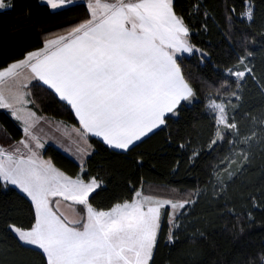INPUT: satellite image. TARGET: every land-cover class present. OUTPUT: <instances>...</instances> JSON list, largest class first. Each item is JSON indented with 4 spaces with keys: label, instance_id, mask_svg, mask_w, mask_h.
I'll list each match as a JSON object with an SVG mask.
<instances>
[{
    "label": "snow or ice",
    "instance_id": "1",
    "mask_svg": "<svg viewBox=\"0 0 264 264\" xmlns=\"http://www.w3.org/2000/svg\"><path fill=\"white\" fill-rule=\"evenodd\" d=\"M43 7L53 15L79 7L84 13L61 25L55 38L44 39L53 32L46 29L35 46L0 64V109L17 122L21 133L0 143V198L16 196L27 203L26 216H5L0 228L20 247L38 250L41 264H155L160 241L166 237L175 244L186 206L196 201L143 194L138 183L129 182L128 195L97 204V197L109 190L115 169L94 172L92 159L102 151L113 160L122 158L144 168L147 154L138 149L182 120L188 106L200 104L214 119L204 146L208 154L231 137L246 145L239 159L248 160L247 152L256 141L241 133L226 104L239 100L242 92L231 89H241L248 80L264 95V74L257 79L250 66L252 52L245 51L235 65H225L222 79L211 85L214 95L205 96L185 72L183 60L187 54L202 60L209 57L191 41V25L177 9V0H85L82 4L43 0ZM193 7L204 17L202 27H207L210 17L201 11L204 5L196 0ZM15 9V0H0V14ZM225 9L229 35L238 23L264 28V14L257 23L255 0H247L240 10L234 5ZM24 15L27 23H33L30 9ZM35 89L47 92L76 121L69 137L78 161L73 174L45 157V143L35 130L43 117L35 108L25 107L37 105ZM229 93L231 101L221 99ZM260 124L264 141V115ZM256 135L252 130L251 136ZM200 155L193 153L197 159ZM215 171L216 182L222 185L219 170ZM61 201L80 219L68 220L60 210ZM246 215L255 223L251 213ZM254 259L246 257L243 264ZM259 264H264V253Z\"/></svg>",
    "mask_w": 264,
    "mask_h": 264
},
{
    "label": "trees",
    "instance_id": "2",
    "mask_svg": "<svg viewBox=\"0 0 264 264\" xmlns=\"http://www.w3.org/2000/svg\"><path fill=\"white\" fill-rule=\"evenodd\" d=\"M195 2L177 0V9L186 15L191 25V41L209 57L202 60L192 55L183 60L184 70L191 74L196 86L205 96H213L215 90L211 85L222 79L225 65H235L237 57L245 51L252 52L250 66L259 79L264 74V28L238 23L229 35L224 27V16L228 14L225 5H234L240 10L247 0H199L204 5L201 11L210 17L207 27H202L205 20L193 7ZM255 2L259 25L264 5L260 0ZM15 5V11L0 14V64L35 46L41 39L39 33L46 29L53 32L43 38H55L61 34L58 31L61 25L84 13V8L79 7L53 15L43 7L42 0H15ZM26 9L31 10V24L24 15ZM231 91L242 92L232 111L241 133L251 136V131L255 130L257 135L254 136L256 145L248 151V160L221 191L211 189L217 174L215 170L231 153L235 140L229 137V142L208 154L204 146L212 135L214 119L206 106L200 104L188 106L182 120L171 123L167 130L138 149L147 154L144 168L137 169L122 158L113 160L102 151L91 161L94 172L102 168L115 169L110 173L113 182L109 190L97 197V204H107L128 195L129 182L138 183L141 191L159 198L196 201L186 206L180 221L183 230L175 244H169L166 237L160 241L155 264H243L246 257L255 258L252 264H259V255L264 253V141L260 138L264 95L252 80L241 89L233 87ZM34 95L37 105L29 106L35 108L40 117L71 126L76 124L67 108L55 102L47 92L35 89ZM228 97H232L231 93L221 95V99ZM0 125L11 139L20 137L17 122L3 110H0ZM194 152L201 153L198 159L193 156ZM45 157L68 174L77 172V164L55 148L49 147ZM26 209L27 203L16 196L0 198V221L5 216H26ZM247 213H251L255 223L250 222ZM0 264H41V256L38 250L20 247L0 228Z\"/></svg>",
    "mask_w": 264,
    "mask_h": 264
},
{
    "label": "rangeland",
    "instance_id": "3",
    "mask_svg": "<svg viewBox=\"0 0 264 264\" xmlns=\"http://www.w3.org/2000/svg\"><path fill=\"white\" fill-rule=\"evenodd\" d=\"M190 56L192 55L191 54L186 55V57H190ZM232 99L233 97H228L222 100L231 101ZM237 102L226 104V109H227L229 118H232L231 114H232V111L234 110V107H236ZM209 113L213 116V113L210 110H209ZM45 119H48V118H45ZM51 122H54L56 124H50L48 122H45L44 119H42L39 121L35 129L37 133L41 135L45 143V151L49 147L55 148L56 150L66 155L68 158H70L77 164L78 161L75 159L73 155L75 146L73 145L72 140L69 138L70 135L72 134V126L68 125L67 123L60 122V121L58 122L55 120H51ZM59 123H62V124L60 125ZM41 129H43V131H41ZM250 137L252 140H255L254 136H250ZM10 138H11L10 135L5 131L2 125H0V143H5ZM245 147L246 145L243 142H236V141L234 142V146H233L231 153L228 154V156L222 161V163L218 167V170H219L218 174L222 178L223 183L222 185L218 184L215 179L212 185V188H211L213 191H221L223 187L227 185L233 179V177H235L238 174L240 168L246 162V160L241 162L239 159V157L244 154L241 151V149ZM248 154L249 153L247 152V155ZM224 165H227V167H224ZM229 173H232L230 177H229ZM142 192L143 194L150 195V193L146 190H142ZM60 210L62 212H65L66 215H68L67 217L68 220L75 221V220L80 219L79 215L76 214L72 208H69L67 206L66 201L60 202ZM29 248L34 249L33 247H29Z\"/></svg>",
    "mask_w": 264,
    "mask_h": 264
},
{
    "label": "crops",
    "instance_id": "4",
    "mask_svg": "<svg viewBox=\"0 0 264 264\" xmlns=\"http://www.w3.org/2000/svg\"><path fill=\"white\" fill-rule=\"evenodd\" d=\"M76 2L77 3H79V2H83V3H85V0H76ZM42 3H43V0H42ZM25 107H30L29 105H26ZM0 110H3V111H5V112H7L6 110H4V109H0ZM8 113V112H7ZM40 117V116H39ZM39 117H34L33 119H38ZM43 119L45 120V122H48V123H50V124H56V123H54V122H51V120H49V119H45L44 117H43ZM42 120V119H41ZM59 122V121H58ZM60 125L62 124V123H59Z\"/></svg>",
    "mask_w": 264,
    "mask_h": 264
}]
</instances>
